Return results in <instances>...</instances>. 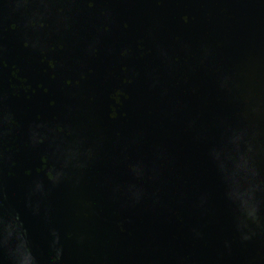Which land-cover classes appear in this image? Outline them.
Masks as SVG:
<instances>
[{"label": "water", "instance_id": "obj_1", "mask_svg": "<svg viewBox=\"0 0 264 264\" xmlns=\"http://www.w3.org/2000/svg\"><path fill=\"white\" fill-rule=\"evenodd\" d=\"M0 264H264V0H0Z\"/></svg>", "mask_w": 264, "mask_h": 264}]
</instances>
